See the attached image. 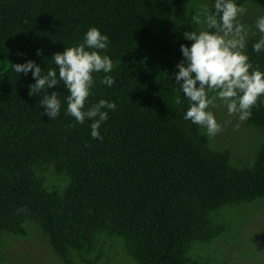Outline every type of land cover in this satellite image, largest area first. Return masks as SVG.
I'll use <instances>...</instances> for the list:
<instances>
[{"label":"trees","instance_id":"1","mask_svg":"<svg viewBox=\"0 0 264 264\" xmlns=\"http://www.w3.org/2000/svg\"><path fill=\"white\" fill-rule=\"evenodd\" d=\"M187 1L0 0V235L25 236L33 222L63 264L101 262L106 238L120 240L134 264H201L195 248L226 230L219 211L264 199V143L251 167L236 168L229 151L213 149L204 128L184 119L190 103L174 73L180 46L193 43L184 36L194 30ZM92 27L109 37L101 55L113 61L111 73L93 74L85 106L115 102L104 109L102 140L91 136L93 121L67 114L62 81L49 90L61 102L51 120L43 93L29 95L32 73L12 66L35 61L45 75L54 54ZM260 35L246 45L250 71L264 72V51L253 50ZM105 75L111 87L100 83ZM251 112L245 124L264 133V97ZM45 171L68 180L63 192L44 188Z\"/></svg>","mask_w":264,"mask_h":264},{"label":"clouds","instance_id":"2","mask_svg":"<svg viewBox=\"0 0 264 264\" xmlns=\"http://www.w3.org/2000/svg\"><path fill=\"white\" fill-rule=\"evenodd\" d=\"M213 9L211 13L205 9L203 13L193 14L192 23L206 25V28L184 33L193 43L191 47L180 46L184 59L176 65L178 72L174 73L175 83L190 103L184 119L205 128L209 136L221 131L213 112L208 110L215 106L217 99L227 106L229 115L239 113L243 121L251 117V109L264 97V72L250 71L253 65L244 53L248 29L239 17L246 9L235 0H215ZM255 27L261 35L253 44V50L260 53L264 51V16L256 20ZM108 45L109 37L92 27L78 46L66 47L63 53L54 54L56 68L49 69L45 75L35 61L12 66L18 74L32 73L35 83L30 85L29 95L43 93L40 104L51 120L60 115L61 102L56 92L49 93V90L62 81L70 93L67 114L78 124L93 121L91 136L102 140L99 129L108 120V112L104 109L114 110L116 104L101 99L86 110L85 106L95 84L93 74H107L113 70L112 59L101 55ZM41 54L42 50H38L37 55ZM100 83L111 87L115 81L111 75H105Z\"/></svg>","mask_w":264,"mask_h":264},{"label":"rangeland","instance_id":"3","mask_svg":"<svg viewBox=\"0 0 264 264\" xmlns=\"http://www.w3.org/2000/svg\"><path fill=\"white\" fill-rule=\"evenodd\" d=\"M244 8L246 11L239 20L248 29V45L250 39L259 32L255 24L259 17L264 16V0H252ZM205 9L208 13L214 10L208 0H188L184 6L191 23L193 14L203 13ZM192 25L194 30L206 28V25ZM209 111L213 112L221 125V131L215 136L207 134L212 148L229 151L231 164L236 168L251 167L264 143V133L248 127L244 120L239 119V113L229 115L227 106L219 99L215 106H210ZM41 180L47 191L59 189L63 192L68 185L65 177L51 171H45ZM216 221L224 224L226 230L211 244L195 248L193 257L199 259L201 264H264V199L254 203L227 205L219 211ZM23 228L25 236L9 233L0 235L3 264H63L53 253L37 224L27 221ZM104 242V258L97 264H134L120 240L106 238Z\"/></svg>","mask_w":264,"mask_h":264}]
</instances>
